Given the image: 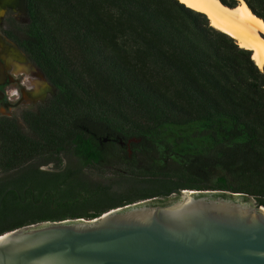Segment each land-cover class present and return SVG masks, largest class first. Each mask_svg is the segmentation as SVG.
<instances>
[{"label": "trees", "instance_id": "16d2710c", "mask_svg": "<svg viewBox=\"0 0 264 264\" xmlns=\"http://www.w3.org/2000/svg\"><path fill=\"white\" fill-rule=\"evenodd\" d=\"M46 1L27 0L31 17L28 45L52 80L56 95L38 114L29 116L31 134L9 127L5 148L0 138V165L1 154L14 166L45 154L62 163V155L72 154L88 167L97 163L101 178L109 172V182L60 166L51 173L38 172L29 207L13 204L10 194L4 197L0 235L46 222L93 220L111 209L152 197L162 198L155 204L164 205L177 189L243 194L264 207V68L253 60V51L212 27L206 14L171 0L191 19L201 17L216 33L213 45L186 35L183 55L199 75L209 56L221 65L217 67L220 78L210 86L225 102L203 103L207 112L195 116L110 56L99 54L118 80L121 97L157 114L154 127L141 126L93 94L63 62L58 42L40 15ZM220 1L231 8L241 3ZM244 1L264 21V0ZM129 139L132 145L123 148L119 142L127 144ZM106 140L116 144L110 147Z\"/></svg>", "mask_w": 264, "mask_h": 264}, {"label": "water", "instance_id": "95a60500", "mask_svg": "<svg viewBox=\"0 0 264 264\" xmlns=\"http://www.w3.org/2000/svg\"><path fill=\"white\" fill-rule=\"evenodd\" d=\"M169 196L7 232L0 264H264L263 206L216 190Z\"/></svg>", "mask_w": 264, "mask_h": 264}, {"label": "rangeland", "instance_id": "374dc122", "mask_svg": "<svg viewBox=\"0 0 264 264\" xmlns=\"http://www.w3.org/2000/svg\"><path fill=\"white\" fill-rule=\"evenodd\" d=\"M39 11L58 42L63 62L80 75L93 94L128 120L152 128L157 114L121 97L119 82L100 58L101 53L195 116L204 115L206 105L214 100L225 102L210 86L220 78L217 67L221 65L209 56L199 75L183 55L186 35L199 36L213 45L216 33L201 17L191 19L171 0H47ZM106 173L104 178L91 177L109 182L110 173Z\"/></svg>", "mask_w": 264, "mask_h": 264}, {"label": "flooded vegetation", "instance_id": "af4514ba", "mask_svg": "<svg viewBox=\"0 0 264 264\" xmlns=\"http://www.w3.org/2000/svg\"><path fill=\"white\" fill-rule=\"evenodd\" d=\"M30 24L31 17L27 0H0V138L2 148L6 147L9 127L14 126L22 133L31 134L29 116L38 114L56 95L52 80L41 68L38 59L33 56L28 45ZM105 142L110 147L116 144L114 140ZM132 142L129 139L127 144L119 143L125 148L130 147ZM1 156L4 160L0 165V192L7 191L13 204H20L23 207H29L30 201L35 198V188L32 182L37 178L38 172L51 173L57 171L54 168L58 166L61 170L80 169V172L86 175L89 173V175L98 176L101 172L96 168L97 163L88 167L83 159L72 154L62 155V163H58L50 155H35L32 159L17 166L8 162L6 160L8 156L5 158V154Z\"/></svg>", "mask_w": 264, "mask_h": 264}, {"label": "bare ground", "instance_id": "6f19581e", "mask_svg": "<svg viewBox=\"0 0 264 264\" xmlns=\"http://www.w3.org/2000/svg\"><path fill=\"white\" fill-rule=\"evenodd\" d=\"M187 7L206 14L211 26L234 38L241 48L253 51V60L264 67V21L244 1L231 8L220 0H178Z\"/></svg>", "mask_w": 264, "mask_h": 264}]
</instances>
